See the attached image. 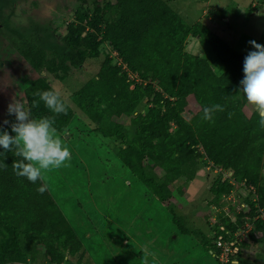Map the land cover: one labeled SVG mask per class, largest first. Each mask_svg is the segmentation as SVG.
Segmentation results:
<instances>
[{
	"label": "trees",
	"instance_id": "1",
	"mask_svg": "<svg viewBox=\"0 0 264 264\" xmlns=\"http://www.w3.org/2000/svg\"><path fill=\"white\" fill-rule=\"evenodd\" d=\"M106 11L113 17H105L98 5L93 13L75 11L63 35L64 52L54 46L49 52L36 38L31 42L14 38L16 53L41 74L23 89L26 108L33 118L54 116L42 102L39 107L32 106L35 91L54 89L42 74L63 81L72 67H82L87 56L103 55L96 76L72 93L70 101L62 97L68 107L66 114L55 115L57 132L67 134L76 118L77 123L91 126L105 138L117 139L122 164L162 203L172 197L170 184L180 179L194 181L209 160L212 170H221L209 189L210 204L220 211L219 220L210 229L214 235L219 233V225L231 231L242 227L245 218L256 217L257 203L264 206V128L255 110L246 114V98L240 93L246 55L219 37L202 33L205 26L200 22H184L180 13L162 0H115L106 5ZM213 15L222 21L224 11ZM190 38H200L212 47L223 73L218 74L206 59L186 50ZM191 99L199 109L187 119ZM212 104L225 110L216 112L213 121H205L203 108ZM123 117L130 119L133 133L119 123ZM15 159L12 152L0 155V162L7 164L6 169L0 168V264L36 261L39 246L50 264H71L69 258L76 256L81 264L83 248L77 233L44 182L33 184L15 175ZM224 172H231L238 184L248 187L249 196L244 199L249 208L242 209L234 222V214L226 216L224 208L226 197L237 187L229 179L222 180ZM41 186L45 188L42 195L37 191ZM249 187L256 189L258 202L253 201L255 195ZM249 240L264 247V221L255 222ZM247 248L248 241L240 245L234 256L237 264H257L243 258ZM215 249L213 244L211 255Z\"/></svg>",
	"mask_w": 264,
	"mask_h": 264
},
{
	"label": "rangeland",
	"instance_id": "2",
	"mask_svg": "<svg viewBox=\"0 0 264 264\" xmlns=\"http://www.w3.org/2000/svg\"><path fill=\"white\" fill-rule=\"evenodd\" d=\"M66 1V12L55 14ZM114 1L0 0L1 124L4 120L15 122V117L7 113L9 103L19 99L25 104L24 87L41 76L16 53L12 45L14 38L30 42L36 38L49 52L53 51V46L58 52H64L66 47L65 44L61 46L60 38L74 19V10L93 13L98 5L105 17L112 18L104 8ZM162 1L179 12L184 22H200L205 26V29L201 28L202 33L206 31L208 37H219L238 53L247 55L255 50L249 43L253 40L264 45V0ZM221 10L226 12L228 19H215L213 13ZM56 18H60L62 25L58 24L56 34L59 39L55 43L49 37H35L34 31L44 30V26L52 24L50 21ZM186 50L206 59L218 74L223 73L222 63L212 47L202 39L190 38ZM115 54L112 56L118 59ZM103 58V55L99 58L87 56L82 67H72L63 81L56 80L47 72L42 75L52 81V87L63 98L70 101L72 93L96 76ZM198 109V104L191 99L186 118L189 119L190 114ZM76 111L79 112L78 109ZM253 111L254 108L247 104L246 114ZM129 120L123 117L119 123L127 125L131 134L135 127L130 126ZM78 123L75 118L67 134L58 132L71 152L69 166L46 172L44 183L81 240V264H218L210 251L214 244L210 228L219 220V212L210 204L213 197L209 189L219 170H212V163L205 159L207 166L197 173L194 181L180 179L168 186L172 197L162 203L122 164L117 156L120 145L117 139L105 138L91 126ZM4 127L11 131L10 125ZM261 170V184H264V159ZM222 175V180L226 181L229 174ZM238 196L242 200L249 194L243 186L238 187L225 199L224 209L234 208L232 201L240 205ZM248 244L243 258L257 264L264 263V247L249 239ZM37 250V260L28 264H50L41 246ZM69 260L71 264H78L80 256Z\"/></svg>",
	"mask_w": 264,
	"mask_h": 264
},
{
	"label": "clouds",
	"instance_id": "3",
	"mask_svg": "<svg viewBox=\"0 0 264 264\" xmlns=\"http://www.w3.org/2000/svg\"><path fill=\"white\" fill-rule=\"evenodd\" d=\"M249 43L255 50L249 51L244 58L240 93L246 98L247 104L254 108L259 125L264 128V45L255 40ZM33 97V107H39L42 102L54 116L33 118L30 109L22 101L13 99L7 113L15 117V122L4 120L0 124V155L12 152L16 157L12 163L15 175L33 184H43L46 172L68 167L71 161V152L54 126L55 115L66 114L68 106L61 93L55 89L37 90ZM224 110L220 104L204 106L202 119L213 121L214 114ZM232 115L229 113V118ZM5 125H10L11 132L5 130ZM0 168L6 169L7 164L0 162ZM37 191L42 195L45 188L41 186Z\"/></svg>",
	"mask_w": 264,
	"mask_h": 264
},
{
	"label": "built area",
	"instance_id": "4",
	"mask_svg": "<svg viewBox=\"0 0 264 264\" xmlns=\"http://www.w3.org/2000/svg\"><path fill=\"white\" fill-rule=\"evenodd\" d=\"M217 170H219V173H221L220 169ZM224 173L229 174L227 179H229L230 184L232 182L231 184L232 186L237 187L236 189H238V187L241 188V186H243L245 190H247L248 192V187H246L244 184H238L236 180L233 178V174L231 172H224ZM249 189H253V193L255 195L253 197V201L258 202L256 189L253 187H249ZM233 193L234 191H232L230 195L227 196L226 198H229ZM238 199L241 202L240 205L236 201H232L233 203L232 205L234 206V208L224 209V211H226V216L230 217L231 214L232 215L234 214L233 216H231L232 222L236 220V215L240 213L242 209L248 210L249 208V205L248 203H246L245 199L241 200L239 196ZM255 206L258 210L256 217H254L253 219H249L248 217L245 218L244 225L242 227H238L237 230L231 231L228 230L223 225H219V233H215L213 236L215 240L214 244L216 247L215 251H213V257L217 260L218 264L238 263L237 260L234 258V256H236L239 253L240 245L243 242L248 241L250 237V233L254 229L255 222H257L258 220L264 221V206L261 203H257Z\"/></svg>",
	"mask_w": 264,
	"mask_h": 264
},
{
	"label": "crops",
	"instance_id": "5",
	"mask_svg": "<svg viewBox=\"0 0 264 264\" xmlns=\"http://www.w3.org/2000/svg\"><path fill=\"white\" fill-rule=\"evenodd\" d=\"M68 6H67V1L66 2H64V4L62 5V8L61 9H58V10H56V12H54L55 14H58V13H65L66 11H65V9L67 8ZM77 10V9H76ZM76 10H74V12L76 11ZM256 14H258V13H256ZM224 18L226 19H228V17H227V15H226V12L224 13V17H223V20H224ZM222 20V21H223ZM61 20H60V18H56L55 20H51L50 22L52 23V24H48L47 26H44V30H42V31H34L33 33H35V37H41V36H44V37H49L50 38V40H52L53 41V43H55L56 42V40H58L59 39V35L58 34H56L57 33V31H59V30H57V28H58V24H60L59 26H61L62 25V23L60 22ZM40 29V28H39ZM38 33V34H37ZM61 46H63L62 44H64L63 43V35L61 36ZM25 75H27V74H25ZM20 79V78H19ZM21 81H22V79H21ZM49 81H51V80H49ZM52 82V81H51ZM20 84H21V82H20ZM65 99V98H64ZM26 107V106H25ZM10 131V130H9ZM11 132V131H10Z\"/></svg>",
	"mask_w": 264,
	"mask_h": 264
}]
</instances>
